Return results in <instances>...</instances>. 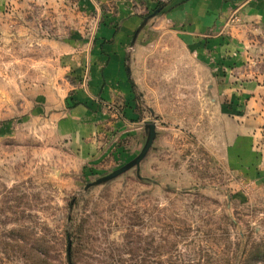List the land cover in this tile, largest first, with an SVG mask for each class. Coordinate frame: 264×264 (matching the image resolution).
I'll use <instances>...</instances> for the list:
<instances>
[{
	"label": "rangeland",
	"instance_id": "1",
	"mask_svg": "<svg viewBox=\"0 0 264 264\" xmlns=\"http://www.w3.org/2000/svg\"><path fill=\"white\" fill-rule=\"evenodd\" d=\"M255 1L0 0V264H238L264 239Z\"/></svg>",
	"mask_w": 264,
	"mask_h": 264
},
{
	"label": "trees",
	"instance_id": "2",
	"mask_svg": "<svg viewBox=\"0 0 264 264\" xmlns=\"http://www.w3.org/2000/svg\"><path fill=\"white\" fill-rule=\"evenodd\" d=\"M247 245L242 251L238 264H264V239ZM206 263L219 264L212 256H208Z\"/></svg>",
	"mask_w": 264,
	"mask_h": 264
},
{
	"label": "water",
	"instance_id": "3",
	"mask_svg": "<svg viewBox=\"0 0 264 264\" xmlns=\"http://www.w3.org/2000/svg\"><path fill=\"white\" fill-rule=\"evenodd\" d=\"M155 137H156V129H155V125L152 124L150 126L148 140H147L146 145L144 146L143 150L140 152V154L136 158H134L133 160L129 161L127 164H125L122 167L116 169L114 172H112L111 174H109L108 176L103 178V180H108V179L115 178V177L123 174L124 172H126L127 170L132 168L133 166L139 165L141 160L145 157V155L149 151L150 147L152 146ZM70 253H71V247L69 245L68 254H70Z\"/></svg>",
	"mask_w": 264,
	"mask_h": 264
},
{
	"label": "crops",
	"instance_id": "4",
	"mask_svg": "<svg viewBox=\"0 0 264 264\" xmlns=\"http://www.w3.org/2000/svg\"><path fill=\"white\" fill-rule=\"evenodd\" d=\"M185 1H187V0H173V5H175V7H177V8H179V7L183 6V2H185ZM260 2L261 1L256 0L255 1L256 6H258ZM263 6H264V4H263Z\"/></svg>",
	"mask_w": 264,
	"mask_h": 264
}]
</instances>
